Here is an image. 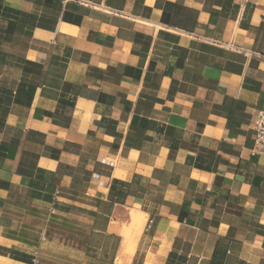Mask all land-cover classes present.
<instances>
[{"label": "crops", "instance_id": "1", "mask_svg": "<svg viewBox=\"0 0 264 264\" xmlns=\"http://www.w3.org/2000/svg\"><path fill=\"white\" fill-rule=\"evenodd\" d=\"M263 105L264 0H0V264H264Z\"/></svg>", "mask_w": 264, "mask_h": 264}, {"label": "built area", "instance_id": "2", "mask_svg": "<svg viewBox=\"0 0 264 264\" xmlns=\"http://www.w3.org/2000/svg\"><path fill=\"white\" fill-rule=\"evenodd\" d=\"M254 130V145L252 148L253 153L264 154V105L262 108L256 110L253 120ZM36 258L33 259V263Z\"/></svg>", "mask_w": 264, "mask_h": 264}]
</instances>
